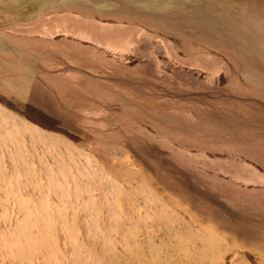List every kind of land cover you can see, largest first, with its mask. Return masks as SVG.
Returning a JSON list of instances; mask_svg holds the SVG:
<instances>
[{
  "label": "rangeland",
  "instance_id": "obj_1",
  "mask_svg": "<svg viewBox=\"0 0 264 264\" xmlns=\"http://www.w3.org/2000/svg\"><path fill=\"white\" fill-rule=\"evenodd\" d=\"M15 20H54L67 43L48 54L94 67V89L32 88L12 66L0 70V105L83 150L95 176L51 177L43 167L58 171L57 151L42 149L48 165L40 154L16 163L0 153L3 168L16 166L0 175V203L11 206L0 214V264H264L261 202L220 184L264 186L253 148L264 149V0H0V31ZM72 59L48 66H87ZM102 170L140 190L139 202L167 225L143 212L122 217L128 230L111 228L118 217L101 192ZM60 187L62 208L54 207ZM89 190L103 209L83 202Z\"/></svg>",
  "mask_w": 264,
  "mask_h": 264
},
{
  "label": "bare ground",
  "instance_id": "obj_2",
  "mask_svg": "<svg viewBox=\"0 0 264 264\" xmlns=\"http://www.w3.org/2000/svg\"><path fill=\"white\" fill-rule=\"evenodd\" d=\"M1 105H0V153L9 155L8 160H13L14 162L17 163V162H20V159L22 158L21 155L23 156V158H29V157L36 158L35 154L36 155L40 154V155H38V159H41L43 157V155L41 154L42 149L46 153H52V154L56 153V151H57L61 154L59 156V159L56 162V165L54 166L55 168H57L58 171L57 172H52V171L49 172L50 167H48V166L43 167V168H45L44 171L47 172L51 177H57L58 176V177H61L62 179H64V181H66V180H69L68 179L69 176L73 178L70 180H76L79 176H84V177H86L87 182L90 181V178L94 180L95 173L91 172L92 171L91 166L87 167L83 163V156H84L83 154H85L83 152V150L73 146L72 142L67 140L61 134L59 135L58 133L56 134V133L44 131L41 128H39L41 130H38L37 129L38 126L31 125L30 121H26L24 119H21L16 115H12L10 113V111H8L3 105L2 106ZM6 114H8V115H6ZM3 115H5V117ZM5 119L9 120L10 123L7 124V121ZM53 145H56L57 149L51 148ZM253 146L252 147L255 148V153H254L255 158L258 159L260 162H262L263 167H264V149H261V146L259 144H256ZM60 148L62 149V152H60V150H59ZM64 153H65V155L63 156L64 157V159H63L62 154H64ZM1 160H2V162H5L3 160V157L0 159V162H1ZM42 160L45 161L44 162L45 165H48V158H44V159L42 158ZM91 163L93 164L92 161H91ZM66 164L69 165L68 170H65ZM15 167L16 166H8L6 168H3L2 163H0V175L1 176L4 175L5 177H11L12 170L15 169ZM254 168H255V166H254ZM39 170H41V169H39ZM33 171L35 172V170H33ZM236 171H239V170H236ZM244 171H243V173H245ZM255 172L257 173V170ZM233 173H234V171H233ZM256 173H253V174L256 175ZM260 175L261 174L259 173V176ZM28 176H34V174L26 173V177H28ZM97 176H98V179H99V177L102 179V181H100V188L102 189L101 192H104V194H105L104 198L106 199V201L114 204V208H113L112 204L109 203L108 212H110L112 214V216L118 217V220H112L111 226H110L111 228L118 227L119 231H121V232H123L124 230H128V226H127V224H125L126 221L123 220L122 217L125 218L126 216H129L128 214H130L129 217L133 218V220H138L137 215L142 214L143 212H146V213L150 212L151 214L153 213L152 215L157 217V218L153 219L152 215H151V218H150V220H153L154 222H156L155 225L157 227H165L167 225L165 219L163 218V215H160L161 213L159 214V211L156 212V210H154L153 208L144 207V204L142 203V201L139 202V200H141L140 198H142V192L140 190L134 191L135 193H130L131 190H125L123 188L118 187L117 186L118 184L115 183L110 177H108L103 170L101 171V173L99 175H96V177ZM262 176H264V175H262ZM219 177H220V175H217L215 178L219 179V181H222ZM256 178H258V177L256 176ZM228 183H229V180L226 181L225 179H223V181L220 182V184L224 185V187H226V189H228V190H230V191H232L238 195H244L248 198L257 199L262 204L261 208L264 209V191H262V189H261V188H264V186H261V185L255 186V187H253V189H252V187L249 189H245L242 187H236L233 189L231 187V184L230 183L228 184ZM262 183H263V181H262ZM46 190H47V188H43V192H45ZM48 190H50V189H48ZM84 191L85 190H82L79 187H75L73 189L74 193H83ZM105 191L108 194H106ZM52 192L53 191H50L48 193L43 194V200L46 199V200L50 201L49 194ZM61 192H63V187L59 188V192H54L55 195L58 196L57 201L59 203V204H55L54 207H56L58 205L59 208H62L63 204H65L63 201ZM6 193H8V191ZM138 196H139V198H138ZM69 197H71V196H69ZM78 198H79V200H81L80 196H78ZM5 200H6V198H5ZM76 200L78 201V199H76ZM85 200L88 201L87 202L88 207L96 208L98 210L102 208V206L95 205V204H97L98 200L96 197L92 196L90 190H89V193L84 196L83 202ZM116 200H118L120 205L117 202L115 204ZM122 200H124V205H122V203H121ZM0 202H3V201L0 200ZM43 203H44V201H43ZM74 205H72V206L74 207ZM10 207L11 206L9 203H0V214H2V213L7 214L3 211L9 210ZM84 207H86V205H84ZM146 208L148 209L147 211H146ZM73 209H75V208H73ZM83 210L86 211L85 217L87 219V224L90 226L92 224V217L89 214L87 208H83ZM153 211H155V212H153ZM112 216H110V217H112ZM4 222H7V221H4ZM1 223H3V222H1ZM93 223H94V221H93ZM76 232L77 231L75 230V231H73L72 234L75 236ZM31 233H33V231ZM26 238L27 237H24L23 240H25ZM54 240L55 239H53L52 241H54ZM74 241H75V239H74ZM49 245H47V248ZM51 246H49V247H51ZM20 247H22V246H20ZM79 248H80V244L77 241H75V251H74L75 254L79 250ZM52 249H53V247H52ZM72 253H70V254H72ZM3 255H4V253H3ZM76 258H80V256H78V254H77ZM57 261H58V259H57ZM238 263L239 264H246L241 259H239ZM38 264H40V263H38Z\"/></svg>",
  "mask_w": 264,
  "mask_h": 264
},
{
  "label": "crops",
  "instance_id": "obj_3",
  "mask_svg": "<svg viewBox=\"0 0 264 264\" xmlns=\"http://www.w3.org/2000/svg\"><path fill=\"white\" fill-rule=\"evenodd\" d=\"M10 23L13 24L1 28V30L4 31H0V41H6L7 46H0V58L3 59L2 61H7V67L2 66L4 64L2 61L0 62V70L9 69L13 66L12 69L14 71L12 74L15 78L17 74L22 72L27 73L28 76L22 75V78L17 77L16 79L26 81L32 85V88H34L35 85H40L41 87H55L57 89H94V82L92 81L94 78L87 74L88 72H93L94 67H88L89 65H87L85 61L80 63L78 55L76 57L67 56V58L63 60L62 56L58 57L54 54H48L47 47H55L56 43L54 42L58 41L62 45L63 41L66 42L67 40V38L64 37H62L63 39L56 38L57 34L55 31L57 27L51 26L54 20H52L51 23L46 20H15V22ZM54 24H56V22ZM115 28L116 26L112 25L111 32H114L113 30ZM76 48L80 49L81 46L76 45ZM72 57L74 63L87 66H82L81 68L83 69L78 67L76 69L67 70H56L48 66V62L50 61L64 63L68 62V59ZM15 69L17 70L15 71ZM102 88L108 87L105 86ZM90 95L94 96L93 93H90ZM103 97L105 98V94H103ZM105 102L109 103L107 100H105Z\"/></svg>",
  "mask_w": 264,
  "mask_h": 264
}]
</instances>
